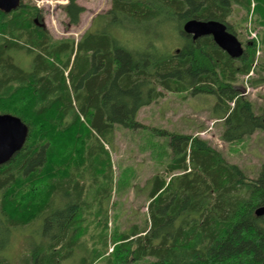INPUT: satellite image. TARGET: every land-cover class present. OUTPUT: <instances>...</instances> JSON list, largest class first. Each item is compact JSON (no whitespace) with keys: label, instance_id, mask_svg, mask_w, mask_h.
I'll list each match as a JSON object with an SVG mask.
<instances>
[{"label":"trees","instance_id":"1","mask_svg":"<svg viewBox=\"0 0 264 264\" xmlns=\"http://www.w3.org/2000/svg\"><path fill=\"white\" fill-rule=\"evenodd\" d=\"M66 1L69 25L78 26L86 9ZM236 9L253 12L264 28V0H111L97 17L100 31L79 41L53 37L31 2L0 11V114L29 128L24 148L0 166V224L24 229L44 219L50 238L26 264H62L90 228L104 232L103 250L80 264H264V217L256 216L264 206V163L252 179L199 135L160 131L171 138V159L166 175L153 177L147 227L111 237V253L110 218L92 212L99 200L88 196L99 186L112 199L109 150L118 126L140 128L138 112L167 93L216 96L225 143L264 130V112H255L240 86L253 69L256 44L246 41L243 56L232 59L212 37L194 40L183 31L193 19L218 21L238 37L231 23ZM21 51L34 55L29 71L10 54ZM255 74L249 84L263 86L264 58Z\"/></svg>","mask_w":264,"mask_h":264},{"label":"rangeland","instance_id":"2","mask_svg":"<svg viewBox=\"0 0 264 264\" xmlns=\"http://www.w3.org/2000/svg\"><path fill=\"white\" fill-rule=\"evenodd\" d=\"M37 5L43 14V26L56 39L74 38L79 41L86 33H96L102 28L97 18L106 14L111 8V0H79L86 12L82 15L78 26H70L64 12L66 0H24ZM252 18V20H251ZM231 23L245 46L250 41L249 27L257 31L262 45L260 59L264 58V28L254 23L253 14L245 15V11L236 9ZM172 42L181 45V38H173ZM16 65L24 70H31L34 55L26 51L10 53ZM257 79L258 74L251 77ZM250 79L242 77L241 91L253 103L257 114L264 112V85L253 88ZM217 98L210 94L191 95L188 93H167L164 99L143 107L136 120L140 128L126 129L118 126L115 143L110 147L115 172V190L112 199L109 195L100 194L99 186L89 190V199H98L96 208L98 217L110 218L109 253L115 248L113 239L130 234L133 230H143L148 224L149 194L153 187L155 175H166V168L171 159L170 136L161 134V130L173 134L199 135L220 150L226 159L238 165L250 178L259 176L264 163V130L257 131L243 140L228 144L222 141L224 123L218 120L215 112ZM108 148V147H107ZM109 149V148H108ZM107 188V186H106ZM62 197L56 206L63 205ZM1 201V192H0ZM94 217L91 219L93 220ZM45 220L24 229H5L0 224V262L3 264H26L33 261V249L42 242L50 241L45 235ZM104 232L90 228L81 237L82 247L62 264H80L84 257H90L94 249L103 250ZM51 237V235H50ZM102 237V238H101ZM84 244V245H83ZM128 264H148L147 259L129 262Z\"/></svg>","mask_w":264,"mask_h":264},{"label":"water","instance_id":"3","mask_svg":"<svg viewBox=\"0 0 264 264\" xmlns=\"http://www.w3.org/2000/svg\"><path fill=\"white\" fill-rule=\"evenodd\" d=\"M21 3L22 0H0V11L10 14L18 10ZM183 31L194 40L212 37L232 59H239L244 54L241 41L221 22L193 19L184 25ZM28 136L29 128L20 118L11 114H0V166L9 163L24 148ZM256 216L264 217V206L256 210Z\"/></svg>","mask_w":264,"mask_h":264},{"label":"built area","instance_id":"4","mask_svg":"<svg viewBox=\"0 0 264 264\" xmlns=\"http://www.w3.org/2000/svg\"><path fill=\"white\" fill-rule=\"evenodd\" d=\"M251 14H253V12ZM251 20H252V18H251ZM249 38H250V41L254 42L256 44V47H257L256 60H255V63L253 65V69L247 76H245L247 79L251 80L252 79L251 77L253 75H255V69L257 68L260 56L262 54V51H261L262 50V45H261V41H260V39L258 37L257 31H254L251 27H249ZM243 95H245V94H243Z\"/></svg>","mask_w":264,"mask_h":264}]
</instances>
